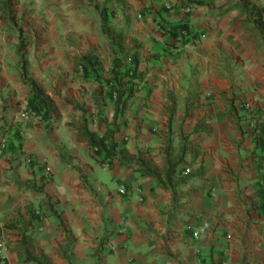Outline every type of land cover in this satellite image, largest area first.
<instances>
[{
	"label": "crops",
	"instance_id": "crops-1",
	"mask_svg": "<svg viewBox=\"0 0 264 264\" xmlns=\"http://www.w3.org/2000/svg\"><path fill=\"white\" fill-rule=\"evenodd\" d=\"M232 3L11 0L10 18L0 0V258L35 264L17 252L27 229L52 264H264V21L252 12L264 0H238L242 23L226 19ZM159 26L204 38L177 43ZM18 27L28 76L54 101L52 128L31 108ZM134 56L142 79L115 118L106 79L116 58L133 65ZM205 70L215 76L209 90ZM84 128L99 137L118 128V150L147 159L161 178L104 160ZM183 137L189 152L169 185L167 149L178 155ZM20 218L27 228H6Z\"/></svg>",
	"mask_w": 264,
	"mask_h": 264
},
{
	"label": "trees",
	"instance_id": "trees-1",
	"mask_svg": "<svg viewBox=\"0 0 264 264\" xmlns=\"http://www.w3.org/2000/svg\"><path fill=\"white\" fill-rule=\"evenodd\" d=\"M10 2L11 0H3L4 11L8 14L11 18L10 11ZM197 4H201L200 2ZM246 11H248L249 5L243 6ZM253 13L257 16V21L259 23H263L264 19V10L259 9L256 5L252 6ZM103 22L104 25L108 28L109 26V18L106 14V8L103 10ZM116 39L114 43H120L122 38L119 35H116ZM19 38L21 39L18 45V52L20 58V68H21V75L23 83L28 85L33 94H34V104L31 105V108L42 118L48 122V127L52 128V119L55 113V104L54 101L45 94L44 90L39 86V84L31 79L28 76V61L25 58V54L21 51L27 49L28 44L24 37L23 32L21 30ZM133 67H128L127 63L124 59L116 58L114 60V68L117 69L111 78L106 79L110 83L116 82L118 84L117 88H112L114 92L118 94L117 99L115 100V118L118 117L119 114L123 113L127 107L128 102L134 97L137 91V80L142 79V77L137 74L138 69V58L136 56L132 57ZM133 68V69H132ZM202 124L199 122L197 125V130L200 128ZM261 129V128H260ZM118 128L113 130H108L104 137H99L97 134L90 132L87 128L82 130V136L84 139L88 140L90 144L94 147L98 148V153L100 155H104V160L106 159H118L122 165L130 166L131 164H138L139 168L138 171L142 173L143 176H152L156 179L161 178V173L156 169L155 166L147 159L143 158L142 156L139 157H132L129 156L125 150H118V143L115 140V134H117ZM187 138L183 137L182 145L180 149V153L175 157L172 156L173 148L172 146L168 147V159H167V167L164 173V178L167 184L172 185L175 180V176L177 173V168L179 165L182 164L185 155L189 152L188 147L186 145ZM261 137L257 138V145L260 144ZM44 185L37 186L35 183L33 184V188L39 192V194H43ZM50 202V200H48ZM50 210L52 214H56L53 206H50ZM24 225L27 228L28 223L20 218L18 224L10 223L6 225L8 229H17L19 224ZM20 224V225H21ZM22 238L19 241V245L17 246V252L19 256L28 261H33L35 264H52L51 258L43 253L39 252L37 248L33 245L32 234L28 233L27 229L21 230ZM3 259L0 258V264ZM5 260V259H4ZM5 264H8L5 260Z\"/></svg>",
	"mask_w": 264,
	"mask_h": 264
},
{
	"label": "built area",
	"instance_id": "built-area-1",
	"mask_svg": "<svg viewBox=\"0 0 264 264\" xmlns=\"http://www.w3.org/2000/svg\"><path fill=\"white\" fill-rule=\"evenodd\" d=\"M192 9H193V6L189 5L185 9V11H186V13H190L192 11ZM159 31L162 34H164V35H168V36L174 35L175 36V40H176L177 43H183V42L188 41L190 39L191 41H189V44H191L193 46H199L202 43V41H203L202 38H204V37H202V38L201 37H193L192 38L190 36L189 31L186 28H184V27H179V28H176V29H172V28H168L167 26H159ZM131 67H133V66H131ZM110 85L113 88H117L118 87V84L116 82L110 83ZM113 97L115 99H117L118 94L116 92H114ZM25 114L26 115H30V116H34V117H37V118L39 117L38 115H36L32 111H28ZM262 130L264 132V123L262 124ZM7 146H8L7 140L6 139H1L0 140V158H2L5 155V151L7 149ZM93 149L98 152V148L97 147H93ZM263 162H264V159H263ZM119 188H120V192L122 194L125 195L127 193L126 187L124 185H121ZM194 237L195 238L198 237V233L197 232L194 233ZM5 251H6L5 240L1 238L0 239V256H2ZM1 259H3V258H1ZM1 263L5 264V260L3 259L1 261Z\"/></svg>",
	"mask_w": 264,
	"mask_h": 264
},
{
	"label": "clouds",
	"instance_id": "clouds-1",
	"mask_svg": "<svg viewBox=\"0 0 264 264\" xmlns=\"http://www.w3.org/2000/svg\"><path fill=\"white\" fill-rule=\"evenodd\" d=\"M237 4H238V0H233V3L229 6L231 8V10H228L226 8V11L228 12L226 19H239L242 23L244 18L240 12V9L238 7H236ZM209 76H212V79L215 80V76L213 75V73H211L207 70H205L199 76L200 81L205 84V90H209V83H208ZM177 78H179V73H177ZM164 131L166 134V129Z\"/></svg>",
	"mask_w": 264,
	"mask_h": 264
},
{
	"label": "rangeland",
	"instance_id": "rangeland-1",
	"mask_svg": "<svg viewBox=\"0 0 264 264\" xmlns=\"http://www.w3.org/2000/svg\"><path fill=\"white\" fill-rule=\"evenodd\" d=\"M18 30H20V33H21V29H20L19 27H18ZM25 58H26V57H25ZM19 60H20V59H19ZM27 61H28V60H27ZM20 63H21V62H20ZM28 64H29V62H28ZM131 66H133V65H132V64H131V65L128 64V67H131ZM1 235H2V234H1ZM1 235H0V236H1ZM2 236H3V235H2Z\"/></svg>",
	"mask_w": 264,
	"mask_h": 264
}]
</instances>
